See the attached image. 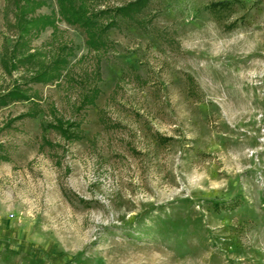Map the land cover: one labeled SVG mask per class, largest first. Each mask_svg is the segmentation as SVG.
Wrapping results in <instances>:
<instances>
[{"label": "rangeland", "instance_id": "rangeland-1", "mask_svg": "<svg viewBox=\"0 0 264 264\" xmlns=\"http://www.w3.org/2000/svg\"><path fill=\"white\" fill-rule=\"evenodd\" d=\"M43 1L29 51L65 62L25 83L0 0V94L28 89L0 106V264H264V0H96L88 30Z\"/></svg>", "mask_w": 264, "mask_h": 264}, {"label": "trees", "instance_id": "trees-1", "mask_svg": "<svg viewBox=\"0 0 264 264\" xmlns=\"http://www.w3.org/2000/svg\"><path fill=\"white\" fill-rule=\"evenodd\" d=\"M14 6V21L12 22L13 30L16 34V40L11 51V60L9 63L15 64L17 67L19 64L28 65L32 70V73L28 77L26 82L33 83H46L54 76V67L52 64L63 63L65 60L60 58H55L50 61L49 64H44L39 61L37 57L40 56L38 51L34 50L30 52L29 47L30 39L33 35L38 34L41 28L50 25L53 26L54 19L53 14L44 16H33V13L39 5L45 4L43 0H11ZM148 0H130L126 4H122L115 9V13L119 15H124L130 17L133 13L138 12L139 9L145 5ZM59 16L61 19L67 23L77 24L81 29L88 30L96 25L94 18L99 17L102 10L94 11L96 0H56ZM51 16V17H50ZM116 20L115 16L111 18L105 26L100 28L101 31H105L109 26H115ZM52 63V64H51ZM95 90L92 89L93 92ZM28 89L23 87V85H16L13 89L0 94V106L5 105L10 100L27 99ZM96 98L95 96L93 97ZM92 100H88L87 93L83 96L81 103H92ZM24 115V114H22ZM60 128V127H59ZM4 157V155H2Z\"/></svg>", "mask_w": 264, "mask_h": 264}]
</instances>
